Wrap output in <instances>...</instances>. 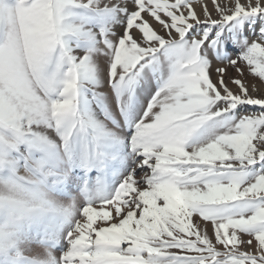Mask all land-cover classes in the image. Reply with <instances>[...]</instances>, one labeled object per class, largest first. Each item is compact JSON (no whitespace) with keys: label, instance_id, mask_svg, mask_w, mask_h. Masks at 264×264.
Segmentation results:
<instances>
[{"label":"snow or ice","instance_id":"snow-or-ice-1","mask_svg":"<svg viewBox=\"0 0 264 264\" xmlns=\"http://www.w3.org/2000/svg\"><path fill=\"white\" fill-rule=\"evenodd\" d=\"M0 264H264V0H0Z\"/></svg>","mask_w":264,"mask_h":264},{"label":"rangeland","instance_id":"rangeland-1","mask_svg":"<svg viewBox=\"0 0 264 264\" xmlns=\"http://www.w3.org/2000/svg\"><path fill=\"white\" fill-rule=\"evenodd\" d=\"M197 11H199V8H197Z\"/></svg>","mask_w":264,"mask_h":264}]
</instances>
